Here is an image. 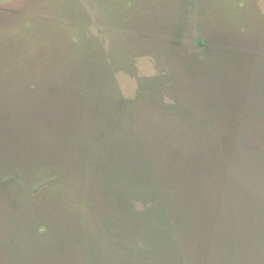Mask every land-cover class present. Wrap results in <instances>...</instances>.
I'll list each match as a JSON object with an SVG mask.
<instances>
[{"label": "rangeland", "instance_id": "rangeland-1", "mask_svg": "<svg viewBox=\"0 0 264 264\" xmlns=\"http://www.w3.org/2000/svg\"><path fill=\"white\" fill-rule=\"evenodd\" d=\"M0 264H264V0H0Z\"/></svg>", "mask_w": 264, "mask_h": 264}, {"label": "trees", "instance_id": "trees-1", "mask_svg": "<svg viewBox=\"0 0 264 264\" xmlns=\"http://www.w3.org/2000/svg\"><path fill=\"white\" fill-rule=\"evenodd\" d=\"M107 136H108V135L105 134V138H106ZM101 143H102V144H101L100 147L103 146V144H104V139L102 140ZM46 172H47L48 175H44L43 178H42L41 183H40V184H39V183H35V185L38 186V184H39V186H41V185H43L47 180L50 181L49 185H51L52 183H54V182L56 181V186H55L54 188H55L56 190H58L60 183L63 181V180H62V179H63L62 175H61V174L59 175L58 172H55V171H46ZM50 174H54V176H49ZM48 177H49V178H48ZM34 180L37 181L38 179L35 178ZM44 186H45V185H44ZM44 186H43V187H44ZM43 187H42V188H43ZM42 188L39 189L38 191H41V192L49 191V190H46V189H44V188L42 189ZM143 189H144V188H143ZM52 190H53V188H52ZM152 192H153V190H151V191L148 193L151 199H153V197H151V193H152ZM143 195H145V194H143ZM52 197H54L53 194H52ZM142 197H143V196H142ZM87 198L90 199L89 197H87ZM88 202H89L88 200L79 197V198H77V200H75L74 203L77 205L78 208L87 211V210H88V208H87ZM78 203H79V204H78ZM91 203H92V202H91ZM92 204H93V203H92ZM94 204H95V203H94ZM83 207H84V208H83ZM90 210L95 211V212H99L97 209H95V207H94V208L92 207ZM102 211L105 212V211L101 208L100 213H102ZM82 212H83V211H82ZM164 226H165V224L156 221V222H149V224H148L147 226H144L143 228H144V229H147V230H150L151 228H155V227L162 228V227H164ZM131 240H136V239H135V236L132 237ZM147 240H150V238H147ZM127 242H129V241H128V240H125V241H123L121 244H122L123 246H125ZM135 242H136V241H135Z\"/></svg>", "mask_w": 264, "mask_h": 264}]
</instances>
